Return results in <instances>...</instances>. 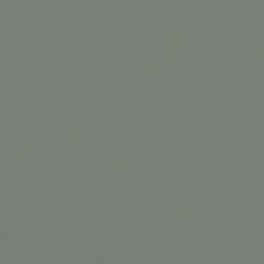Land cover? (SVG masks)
Wrapping results in <instances>:
<instances>
[{
  "label": "water",
  "instance_id": "obj_1",
  "mask_svg": "<svg viewBox=\"0 0 264 264\" xmlns=\"http://www.w3.org/2000/svg\"><path fill=\"white\" fill-rule=\"evenodd\" d=\"M0 264H264V0H0Z\"/></svg>",
  "mask_w": 264,
  "mask_h": 264
}]
</instances>
